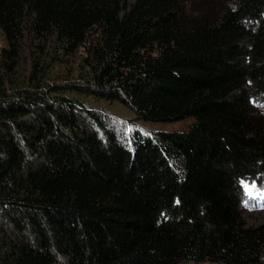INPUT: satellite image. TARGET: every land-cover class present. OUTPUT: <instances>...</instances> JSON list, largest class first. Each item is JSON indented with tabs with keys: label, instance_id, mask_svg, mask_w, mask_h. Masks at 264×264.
<instances>
[{
	"label": "trees",
	"instance_id": "trees-1",
	"mask_svg": "<svg viewBox=\"0 0 264 264\" xmlns=\"http://www.w3.org/2000/svg\"><path fill=\"white\" fill-rule=\"evenodd\" d=\"M0 33V264H264L240 213L264 181V0H0Z\"/></svg>",
	"mask_w": 264,
	"mask_h": 264
},
{
	"label": "rangeland",
	"instance_id": "rangeland-1",
	"mask_svg": "<svg viewBox=\"0 0 264 264\" xmlns=\"http://www.w3.org/2000/svg\"><path fill=\"white\" fill-rule=\"evenodd\" d=\"M131 2L132 0H128ZM25 47L21 52L19 59V67L15 73V82L18 85H24L27 83L29 72L31 71V58L35 57L37 51L31 43L25 42ZM5 47V40L3 35L0 33V52ZM54 49H51V51ZM50 52V51H49ZM84 53L79 51L76 54L62 57V58H50L47 57V62L51 64V68L48 69V77L45 82H72L83 75V67L81 65ZM47 69V67H46ZM82 71V72H81ZM81 72V73H80ZM91 104L94 105L95 110H102L103 112L118 118L120 121L126 122L128 119L135 118V114L131 109L124 106L118 101L109 102L103 99L96 100L91 99ZM254 114L259 116L264 122V104H258L254 110ZM193 119L188 118L181 121L166 122V123H154L146 121H136L134 127L148 131L153 135L155 131H173L186 129ZM245 194L242 195V204L240 206V213L248 227H256L264 224V181L261 184H247L244 186ZM195 264V263H187ZM199 264H212L210 262H202Z\"/></svg>",
	"mask_w": 264,
	"mask_h": 264
}]
</instances>
